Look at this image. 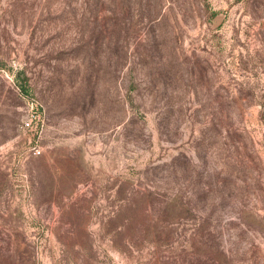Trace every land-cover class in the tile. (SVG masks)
<instances>
[{
    "label": "rangeland",
    "instance_id": "374dc122",
    "mask_svg": "<svg viewBox=\"0 0 264 264\" xmlns=\"http://www.w3.org/2000/svg\"><path fill=\"white\" fill-rule=\"evenodd\" d=\"M0 264H264V0H0Z\"/></svg>",
    "mask_w": 264,
    "mask_h": 264
},
{
    "label": "built area",
    "instance_id": "2783aa9c",
    "mask_svg": "<svg viewBox=\"0 0 264 264\" xmlns=\"http://www.w3.org/2000/svg\"><path fill=\"white\" fill-rule=\"evenodd\" d=\"M29 106H30V110H34V113L32 114V116L28 114L26 118L23 119L22 127L25 130L35 131L36 133H38L40 131L38 127V122L36 123V125H34L35 120L38 119V116L40 115V114H37V112L35 111L37 104L35 103V101H31L29 103ZM35 152L37 154H41L42 149L39 146H35Z\"/></svg>",
    "mask_w": 264,
    "mask_h": 264
}]
</instances>
